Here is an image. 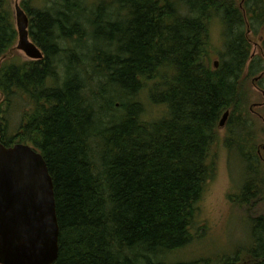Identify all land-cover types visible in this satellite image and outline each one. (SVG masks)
Instances as JSON below:
<instances>
[{"label":"trees","instance_id":"obj_1","mask_svg":"<svg viewBox=\"0 0 264 264\" xmlns=\"http://www.w3.org/2000/svg\"><path fill=\"white\" fill-rule=\"evenodd\" d=\"M51 1L21 5L44 59L0 65V97L23 110L14 136L0 114L2 143L34 147L53 178L56 264H164L189 246L220 144L244 173L229 200L248 212L264 203L262 141L243 86L259 72L264 93L250 38L264 31V0ZM217 20L224 51L214 68ZM17 43L13 2L0 0V62ZM102 80L109 91L96 90ZM148 107L165 113L150 118ZM249 220L251 242L226 264H264V213Z\"/></svg>","mask_w":264,"mask_h":264},{"label":"rangeland","instance_id":"obj_2","mask_svg":"<svg viewBox=\"0 0 264 264\" xmlns=\"http://www.w3.org/2000/svg\"><path fill=\"white\" fill-rule=\"evenodd\" d=\"M24 1L29 2L33 7H40L43 4L50 7L52 2L51 0H12L13 9L17 4L21 6ZM95 1L106 5L111 2V0ZM177 1L180 5L184 4V0ZM250 38L253 58L259 57L260 66L264 68V54L261 52L264 31L252 33ZM210 45L209 63L217 68L216 64L219 67L220 56L224 51L223 30L221 22L218 20L212 26ZM5 61L23 63L31 60L15 47L14 53L2 60L0 65ZM249 67L250 63L246 72ZM256 74L255 77L258 76L259 72ZM254 76H248L243 86L249 95L247 110L252 112V119L257 126L256 130L261 136L263 153L260 154L264 158V119L262 117L264 113L260 109L263 106L264 93L259 89L257 90V82L253 79ZM95 86L98 91L102 89L109 91L105 80H102V85L97 83ZM143 98L147 100L146 95ZM0 111L4 113V118L7 120L8 136H14L16 128L22 123L23 110L18 109L14 113V110L5 105L0 97ZM161 113L164 115L165 112L157 107H148L146 112L150 118H157ZM226 127L227 124L224 128L219 126L221 138L226 133ZM216 152L218 154L217 173L215 178L209 182L207 190L198 204V219L196 229L193 230V242L182 250L162 256L160 259L166 264H226L230 258H234L237 250H244L251 242L249 216L256 217L264 213V203H259L252 212H248L245 208L241 209L229 200V195L237 193L243 185L244 173L240 162L234 156H230L222 144L219 145ZM237 264H242V262Z\"/></svg>","mask_w":264,"mask_h":264},{"label":"water","instance_id":"obj_3","mask_svg":"<svg viewBox=\"0 0 264 264\" xmlns=\"http://www.w3.org/2000/svg\"><path fill=\"white\" fill-rule=\"evenodd\" d=\"M14 12L16 48L32 61L44 59L43 52L30 38L26 12L19 4ZM229 117L228 111L220 128L226 126ZM2 134L0 114V264H56L60 226L47 162L28 144L7 147L1 141Z\"/></svg>","mask_w":264,"mask_h":264}]
</instances>
